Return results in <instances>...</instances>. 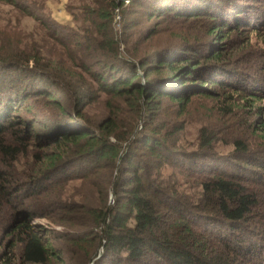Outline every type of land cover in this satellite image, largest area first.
Wrapping results in <instances>:
<instances>
[{"label":"trees","instance_id":"obj_1","mask_svg":"<svg viewBox=\"0 0 264 264\" xmlns=\"http://www.w3.org/2000/svg\"><path fill=\"white\" fill-rule=\"evenodd\" d=\"M0 2V264H264V0Z\"/></svg>","mask_w":264,"mask_h":264},{"label":"rangeland","instance_id":"obj_2","mask_svg":"<svg viewBox=\"0 0 264 264\" xmlns=\"http://www.w3.org/2000/svg\"><path fill=\"white\" fill-rule=\"evenodd\" d=\"M22 1H29L34 2L37 7H40L37 10L35 9V13L39 16H50L56 21L62 23V22H70L72 16L68 12H66L65 7H79L82 4V0H22ZM86 0H83V2ZM74 13H78L77 10H72ZM116 21L119 20V17L116 16ZM33 28V22L29 17H26L20 13L17 12L16 9L12 8L11 6L1 3L0 2V34L2 35L1 31L5 32L6 34H9V32L12 30L15 33H28V31L32 30ZM10 36H13V33L9 34ZM37 46V44H35ZM35 46H31V48H34ZM29 102L26 103L28 105ZM210 103H205V107H209ZM203 108V103L201 101H196L191 107H190V118L187 125V128L185 130L184 139L189 142H194L195 137L197 135L198 127L200 126V110ZM46 108L44 106H34L32 107V113H34L31 117H34L35 119L42 118V114L46 113ZM20 114H24L23 111L19 112ZM220 146V145H219ZM219 152L221 153H227L228 148H217ZM186 193H191L194 188H191L189 185L183 186ZM35 223L46 225L47 222L44 220L36 221Z\"/></svg>","mask_w":264,"mask_h":264}]
</instances>
